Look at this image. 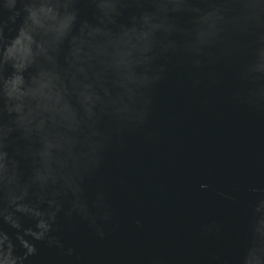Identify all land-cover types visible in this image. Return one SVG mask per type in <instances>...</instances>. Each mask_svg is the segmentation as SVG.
<instances>
[{"label":"water","instance_id":"water-1","mask_svg":"<svg viewBox=\"0 0 264 264\" xmlns=\"http://www.w3.org/2000/svg\"><path fill=\"white\" fill-rule=\"evenodd\" d=\"M22 2L20 20L0 23V97L15 101L18 123L43 129L60 117L66 142L46 141L38 153L33 181L61 180L47 196L20 182L16 159L0 145V264H264V83L242 78L246 41L233 37L235 47L205 54L166 52L149 69L163 16H137L135 4L121 12L112 0H96L95 10L81 0L79 16L73 0ZM62 47L67 74L56 70ZM109 71L115 79L105 83ZM68 79L92 116L64 102ZM101 107L106 114L93 127ZM97 143L105 147L84 175L83 214L69 217L80 187L72 162L83 172ZM30 170L20 159L22 175ZM55 204L59 244L49 246L42 237Z\"/></svg>","mask_w":264,"mask_h":264},{"label":"clouds","instance_id":"clouds-1","mask_svg":"<svg viewBox=\"0 0 264 264\" xmlns=\"http://www.w3.org/2000/svg\"><path fill=\"white\" fill-rule=\"evenodd\" d=\"M81 0H73L72 6L79 9L77 5ZM94 10L96 9V0H88ZM115 7L121 12L127 11L128 5H138L135 15L141 16L145 13L154 15L157 20L161 16L165 18V27L157 30L153 34L151 47V63L149 69L155 61L166 52L177 53L183 52L186 55L205 54L208 49L221 45H229L235 47L239 41H232L233 37H240L246 41L249 50L248 59L242 68V78L252 85L264 83V0H112ZM166 10V11H164ZM7 21L4 20L5 14ZM24 14V4L22 0H12L11 3L5 0L0 4V23L12 22L16 23ZM188 17L186 25L177 22V17ZM70 39V37L68 38ZM168 41H171V47H166ZM231 42V43H230ZM61 53L63 57L61 59ZM67 47H62L57 52L56 70L60 74L69 72V64L66 59ZM199 65L200 61H194ZM39 69L33 67L31 73L37 72ZM163 66L159 71L162 72ZM12 69L9 65L3 68L5 77L10 75ZM115 73H105V83L114 82ZM159 79V75L149 80H144L145 84L154 82ZM115 86V85H114ZM63 100L72 108L73 112H82L85 117L93 115L92 110L82 103L81 95L77 93L72 86L71 79L63 81ZM15 103L13 99L7 96L0 97V145L3 151L11 158L16 159L17 171L21 183H29L36 195H48L50 190L61 185V180L56 177L54 184L41 185L39 182L33 181L34 170L40 166L38 153L42 150L46 141L60 143L64 141V130L66 125L60 117L48 120L43 129H36L32 124L18 123V114L11 111V106ZM119 112V109H114ZM106 114L103 107L97 109L95 119L91 121L92 126L96 127L100 123L101 116ZM82 129L76 132V137L70 148L73 152L80 151V142L78 137L82 133ZM93 135H100L93 132ZM22 142V143H18ZM15 146V150L10 153L9 149ZM105 145L97 143L90 149V153L83 165L84 171L77 169L75 161L72 162L75 178L78 183L79 190L72 193L73 203L71 208L66 212L67 216H82V207L78 202L83 195L84 175L91 168L98 167ZM31 162V170L27 177H24L20 171V159ZM61 205L55 204L51 214L48 216L47 231L42 237V241L51 245L55 238L53 233L56 230L57 216L61 210ZM103 236L102 232L97 233ZM41 241H37L39 243ZM59 244L58 241H55ZM36 245H33V251L30 256L36 254ZM258 251H264V241L258 242ZM73 250L68 249L67 254L72 255Z\"/></svg>","mask_w":264,"mask_h":264}]
</instances>
